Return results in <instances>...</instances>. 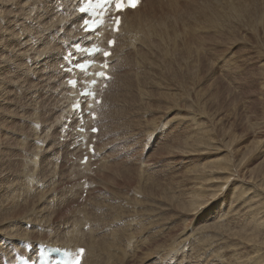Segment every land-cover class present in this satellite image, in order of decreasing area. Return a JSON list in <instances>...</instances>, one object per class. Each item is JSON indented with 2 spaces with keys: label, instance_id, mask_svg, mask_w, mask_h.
<instances>
[{
  "label": "rangeland",
  "instance_id": "rangeland-1",
  "mask_svg": "<svg viewBox=\"0 0 264 264\" xmlns=\"http://www.w3.org/2000/svg\"><path fill=\"white\" fill-rule=\"evenodd\" d=\"M208 1L211 5L207 4ZM21 2L23 11L20 15L21 9L15 5L16 0L13 3L10 0H0V11L3 9L4 14L0 12V108L3 109H0V217L3 218H0V241L7 237L14 241L16 236L29 237L20 244L21 248L26 244L33 246L39 243L33 239L60 241L70 236L68 230L71 229L74 218L82 219L87 216L94 228L95 237L91 259L96 258L98 264H264V109L261 108H264V0H159L158 4L163 7L160 8L162 13L158 12L151 21H147L154 25L153 28L156 26L154 29L157 32L167 30L168 35L164 33L166 40L163 41H166V45L157 40V34L146 40L141 38L147 22H143L145 17L142 15L143 33L136 32V37L139 36L140 39L135 38L127 49L122 43L119 53L125 51V54H120V57L116 55L113 62L114 80H119L113 81L110 92L116 102L109 100L105 112L113 115L114 119H109V116L103 118L105 132L98 144L97 133L94 135L95 147L97 150L100 148L101 153L94 155L95 159L90 168L84 169L74 165L75 161L68 157L69 141H66L65 137L61 140L54 130L59 108L66 103L60 101L57 95L60 88H57L56 92L50 81L52 69L49 58H38L36 51H40L41 46L37 47L38 43L33 44L40 29L39 16L36 7L28 8L36 5L38 0ZM198 5L202 9L207 7L206 14L213 15L214 18L210 19L214 22H209L206 17L202 20ZM186 8L190 14L186 12ZM193 14L194 17L191 16ZM215 14L218 16H214ZM21 16L26 23L24 26L19 18ZM161 23L166 24L167 28ZM184 25L189 26L190 30H187V26V29H184ZM199 25L200 28L196 27ZM203 28L204 30L200 31ZM208 30H211V33ZM172 33L175 37H172ZM166 36H169L170 41ZM223 36L225 39L222 40ZM147 39H150V44L153 42L152 46ZM57 43L63 45L62 48H56V51L62 54L64 41L59 39ZM158 43L164 48L160 49ZM136 44L137 50H134ZM150 47L152 52L155 51V58H152ZM156 47L162 51L166 49L161 51L165 54L164 57L159 54V50H154ZM128 49L130 51L126 52ZM145 50L151 54H147ZM174 51L177 55H172ZM2 54H5L6 60ZM145 54L150 59L146 58ZM133 55H136V59L139 57V60H133ZM122 60H125L127 65L125 62L123 64ZM60 69L65 71L61 66ZM185 79L187 80L184 81ZM105 88L107 87L101 89L102 94L105 93ZM210 92L213 95L210 96ZM200 93L205 94H201L203 101L201 96L199 97ZM204 98L205 101L210 99L206 101V105H203ZM110 127L113 130L111 135L106 132ZM58 144H61L60 148L57 147ZM4 146L7 149L3 148ZM168 152L170 154L167 155ZM7 194H11V202L6 198ZM158 203H161L163 208ZM117 205L120 206L119 211H116ZM113 206L115 207L112 208ZM17 207L19 209L16 210ZM110 216L113 219H110ZM117 217H120V221ZM118 225L121 233H116L115 228ZM150 235L154 236V239ZM109 244L113 248L108 246ZM18 251L21 253L22 250ZM13 253L11 252L9 257L15 258Z\"/></svg>",
  "mask_w": 264,
  "mask_h": 264
},
{
  "label": "bare ground",
  "instance_id": "bare-ground-1",
  "mask_svg": "<svg viewBox=\"0 0 264 264\" xmlns=\"http://www.w3.org/2000/svg\"><path fill=\"white\" fill-rule=\"evenodd\" d=\"M7 1V0H6ZM26 1V0H25ZM10 2H15V0H13V1H11L10 0ZM28 2V1H27ZM158 2H159V0H140L139 1V3L136 5V7H134V8H126V9H124L123 11H119L118 12V18H119V20H120V23H119V27H118V31L117 30H112V31H110V32H107L106 30H105V27H101L100 29H96L95 31L96 32H98V33H100V37H94V33H92V32H85V31H83V28H84V25H82V22H83V20L84 19H87V20H89V19H91V17L89 16V15H86V14H83V13H80L79 11H78V7L81 5V1L80 0H38V3L36 4V5H34V6H32V7H30V8H28V9H31V8H33V7H36L37 8V11H38V16H39V33H38V36H37V38L36 39H34L33 40V44H36V43H38V45H37V47L38 46H41V48H40V51L39 50H37L36 51V53H37V57L38 58H40V59H43V58H49V65H51V69H52V77H51V82L53 83V86H54V90L57 92V88H60V92H57L58 94V96H59V98H60V101H62V102H65L66 104H65V106H62V107H60L59 108V115H58V118H57V122H56V124H55V128H54V130H55V132H57V134H58V137H67L68 136V134L70 133L69 132V126H70V124L67 122L68 120L69 121H71V122H75L76 121V119H77V117H84L87 121H88V123H89V125H88V129L89 128H91L92 126H96V128H97V144H98V142L100 141V139H101V136L104 134V132H105V128H104V126L102 125V120H103V118H105V117H107V116H109L110 118L109 119H114L113 118V115H111V114H107L106 112H105V109H106V103L109 101V100H112L114 103L116 102V100H115V98L113 97V95H111V92H110V86H111V84L113 83V81H117V79H115L114 80V78H115V76H114V64H113V62L115 61V59H116V55L117 56H119L120 57V54L121 53H119V51H120V48H121V44L123 43V47H127V46H129L132 42H134V40H135V38H138V37H136V32H139V33H143V29H144V26L142 25V21H141V16L143 15L144 17H145V19L143 20V22L144 21H147V20H150L151 21V19H152V17L153 16H155L158 12H161L162 13V9H160V8H163V7H161L159 4H158ZM191 2V1H190ZM200 2V1H199ZM210 1H208L207 2V4L209 3ZM11 3V4H12ZM22 3L23 2H21V0H16V3H15V5H17V8H20L21 9V11L19 12L20 13V15H21V13H22V7H23V5H22ZM26 3V2H25ZM189 2H187V4H188ZM197 3V2H196ZM8 4V3H7ZM205 2L203 3V7H205ZM210 4V3H209ZM27 5V4H26ZM25 5V6H26ZM211 5V4H210ZM1 6V5H0ZM3 6V5H2ZM199 6V5H198ZM202 6V5H201ZM208 6V5H207ZM14 7V6H13ZM194 7H195V4H194ZM200 7V6H199ZM199 7H197L196 9L199 11ZM11 8H12V6H11ZM188 8V7H187ZM186 8V9H187ZM207 8V7H206ZM205 8V9H206ZM27 9V10H28ZM143 9V10H142ZM200 14L199 15H201L202 16V20L206 17L207 18V20H209V22L210 21H212V22H214V20H212V19H210V18H212L213 17V15L212 16H210L209 14H206V10L203 8H201L200 7ZM210 9V8H209ZM209 9H208V11H209ZM213 9V8H212ZM211 9V10H212ZM0 10H1V7H0ZM17 10V9H16ZM191 10V9H190ZM210 10V11H211ZM2 11H3V9H2ZM2 11H0L1 12V14H3L2 13ZM7 11V10H6ZM10 11H12V10H10ZM13 11H15V9L13 10ZM193 11V10H192ZM214 11V10H213ZM186 12H188L189 13V11H188V9H187V11ZM185 12V13H186ZM194 12V11H193ZM215 12V11H214ZM10 13V12H9ZM15 13V12H14ZM19 13H18V15H19ZM140 13H142V14H140ZM199 12H197V14H198ZM216 13H217V11H216ZM0 14V15H1ZM98 15L97 16H100L99 15V12L97 13ZM190 14V13H189ZM195 14H196V12H195ZM218 14V13H217ZM248 14V13H247ZM4 15V14H3ZM12 15V14H11ZM220 16H222L221 14H219ZM187 16H189V17H194V14L193 15H187ZM214 16H218V15H214ZM204 17V18H203ZM20 18V20H21V22L23 23V26L24 25H26V23L24 22V20H23V18H22V16L21 17H19ZM185 18H186V16H185ZM188 18V17H187ZM195 18H196V16H195ZM214 18V17H213ZM223 18V17H222ZM221 18V19H222ZM251 18V17H250ZM189 19V18H188ZM198 19H199V17H198ZM216 20H218V19H220L219 17H218V19L217 18H215ZM225 18H223V20H224ZM1 20H2V18H1ZM184 20V19H183ZM191 19H189V21H190ZM197 20V19H196ZM206 20V21H207ZM236 20V19H235ZM150 21H147L146 22V24H145V26H146V28H145V33L144 34H146V35H144V34H142V37L141 38H145V40H146V38H148V37H151L153 34H157V36L156 35H154V36H156L157 37V40L159 39L161 42H162V44L164 45H166V41L163 43V41H164V39L166 40V38H164V36L167 34L168 35V32H166L165 30V32H166V34L164 35V33L165 32H163L162 30H160L159 32H157V30H155L154 28L156 27H154L153 28V26L151 25V22ZM158 21V20H157ZM157 21H156V23H157ZM185 21H186V19H185ZM188 21V20H187ZM188 21V22H189ZM248 21V23H249V20H247ZM1 22V21H0ZM160 21H158V23H159ZM183 22V21H182ZM194 22H195V20H194ZM217 22V21H216ZM216 22H215V24H216ZM219 22V21H218ZM223 22H226V21H223ZM228 22V21H227ZM254 22V21H253ZM3 23V22H2ZM6 23V22H5ZM21 23V24H22ZM157 23V24H158ZM189 23H191V22H189ZM239 23V22H238ZM238 23H237V25H238ZM245 23H246V21H245ZM251 23H252V21H251ZM155 24V23H154ZM162 24V23H161ZM211 23H209V25H210ZM212 24H214V23H212ZM211 24V25H212ZM226 24V23H225ZM236 24V23H235ZM8 25V24H7ZM11 25V24H10ZM190 25V24H189ZM227 25V24H226ZM239 25H241V24H239ZM254 25L255 24H253L252 26L254 27ZM55 26H57V28L55 27ZM159 26V25H158ZM162 26H164V28H167V27H165L166 26V24H162ZM185 26H187V25H184V29H187L189 26H187V28L185 27ZM204 26V25H203ZM202 26V27H203ZM215 26V25H214ZM221 26V25H220ZM236 26V25H235ZM251 26V27H252ZM1 27H3V26H1ZM17 27V26H16ZM196 27H199L200 28V25L199 26H196ZM238 27V26H237ZM5 28V27H4ZM116 28H117V26H116ZM115 28V29H116ZM159 28H162V27H159ZM191 28H193V27H191ZM199 28H198V30H199ZM211 28H213L212 26H211ZM215 28V27H214ZM227 28V27H226ZM3 29V28H2ZM163 29V28H162ZM172 29V28H171ZM197 28H195V30H196ZM221 29V28H220ZM233 29H236V28H233ZM15 30V29H14ZM22 30V29H21ZM188 31L190 30V27H189V29H187ZM203 31L204 30V28L203 29H200V31ZM218 31H219V29H217ZM240 30V29H239ZM1 31V30H0ZM209 31V30H208ZM211 31V30H210ZM209 31V32H210ZM227 31H229V30H227ZM233 31H235V30H233ZM238 31V30H237ZM17 32H19V31H17ZM154 32H157V33H154ZM173 32L175 33V31H174V29H173ZM198 32V31H197ZM187 33L188 32H186V37L188 36L187 35ZM200 33V32H199ZM211 33V32H210ZM225 32H223V34H224ZM229 33V32H228ZM5 34V33H4ZM8 34V33H7ZM173 34V33H172ZM172 34H171V36H172ZM205 34V33H204ZM207 34V33H206ZM16 35V34H15ZM174 35V34H173ZM185 35V34H184ZM226 35V34H225ZM228 35V34H227ZM14 36V35H13ZM19 36V35H18ZM167 37V39H168V37L169 36H166ZM172 37H175V35L174 36H172ZM214 37V36H213ZM3 38H4V36H3ZM109 38H113V41H114V44L113 45H109V43H108V40H109ZM143 38V39H144ZM151 38H153V37H151ZM155 38V37H154ZM208 38H210V37H208ZM59 39H62L63 41H64V43L63 44H65V46H64V49H63V52H62V54H59L57 51H56V48L58 49V48H62L63 47V45L62 44H59L58 45V40ZM138 39H140V37L138 38ZM171 39V38H170ZM175 39V38H174ZM212 39V38H211ZM217 39V38H216ZM220 39V38H219ZM218 39V40H219ZM222 40L223 39H225L224 38V36H223V38H221ZM228 39V38H227ZM144 40V41H145ZM148 41L147 42H149L150 41V39H147ZM152 40L153 39H151V42H152ZM155 40V39H154ZM169 40V39H168ZM176 40V39H175ZM5 41V40H4ZM84 41H87L88 43H86V44H84L83 42ZM138 41H140V40H138ZM141 41H142V39H141ZM170 41V40H169ZM146 42V43H147ZM155 42H158V41H155ZM154 42V43H155ZM160 42V43H161ZM176 42V41H175ZM222 42V41H221ZM221 42H219V43H221ZM15 43V42H14ZM79 44V45H81V46H89L90 44H94V45H97V46H99L100 47V49H101V51L100 52H97V53H95L94 55H91V56H86V54H85V52L84 51H79V49H77L76 47H75V45L76 44ZM153 43V42H152ZM151 43V44H152ZM168 43V42H167ZM178 43V42H177ZM223 43H224V41H223ZM149 44H150V42H149ZM150 44V45H151ZM162 44H160V46H159V43L157 44V46H159L160 47V49H161V47L163 46ZM172 45H174L173 43H171ZM132 45V44H131ZM133 45H134V43H133ZM138 44H136L135 45V47L134 48H136V46H137ZM148 45V44H147ZM178 45V44H177ZM226 45V44H225ZM20 46V45H19ZM152 46V45H151ZM154 47H155V45H153ZM169 45H167V47H168ZM171 46V45H170ZM186 46V45H185ZM9 47V46H8ZM132 47V46H131ZM140 47V46H139ZM158 47V48H159ZM166 47V46H165ZM181 47H182V44H181ZM142 47H140V49H141ZM151 49H152V47H150ZM164 47H162V49H163ZM170 48V47H169ZM172 48H173V46H172ZM201 48V47H200ZM9 49V48H8ZM7 49V50H8ZM127 49V48H126ZM143 49V48H142ZM141 49V50H142ZM149 49V48H148ZM147 49V50H148ZM151 49H149V51L151 50ZM168 49V48H167ZM173 49H175V50H177L176 48H173ZM13 50V49H12ZM107 50H109L110 52H111V55L109 56V57H105L104 55H103V52L104 51H107ZM123 50V49H122ZM132 50V49H131ZM134 50H137V48L136 49H134ZM154 50H157V52H158V50L159 49H157V47L154 49ZM164 50H166V49H164ZM164 50L162 51V50H159V54L161 53L162 54V56H163V54L164 53H162V52H164ZM169 50V49H168ZM9 51H10V49H9ZM15 51V50H14ZM20 51V50H19ZM130 50L128 49V51H126V52H129ZM140 51V50H139ZM139 51H138V53H139ZM144 51V50H143ZM149 51H147L146 52V50H145V52L148 54V52ZM153 51V49L151 50V53H152V55H153V53L155 52H152ZM162 51V52H161ZM171 51L173 52V50L171 49ZM170 51V52H171ZM180 51V50H179ZM122 52H124V53H122V54H125V51H122ZM136 52V51H135ZM177 52V51H176ZM9 53V52H8ZM133 53V52H132ZM143 53V52H142ZM150 52H149V54H151ZM1 54V53H0ZM121 54V55H122ZM129 54V53H128ZM134 54V53H133ZM137 54V53H136ZM160 54V55H161ZM170 54V53H169ZM3 55V54H2ZM1 55V56H2ZM5 55V54H4ZM3 55V56H4ZM138 55V54H137ZM141 55V54H140ZM146 55V54H145ZM156 55H158L157 53H156ZM171 55V54H170ZM172 55H177V53L175 54V51H174V54H172ZM171 55V56H172ZM125 56V55H124ZM130 56V55H129ZM136 56V55H135ZM135 56L133 55V60H134V58H135ZM139 56V55H138ZM143 56V60H145L146 58H148L147 56L148 55H146V58L144 57V55H142ZM151 56V55H150ZM149 56V57H150ZM164 56H165V54H164ZM163 56V57H164ZM169 56V55H168ZM206 56V55H205ZM5 57V56H4ZM8 57V56H7ZM125 57H127V55L125 56ZM125 57L123 58V59H125ZM161 58V56H158V58ZM163 57H162V60H163ZM190 57V56H189ZM202 57V56H201ZM9 58H10V55H9ZM14 58H15V56H14ZM74 58H76L75 60H74ZM118 58V57H117ZM129 58V57H128ZM127 58V59H128ZM141 58V57H140ZM145 58V59H144ZM152 58H155V55H153L152 56ZM157 58V60L159 61V59ZM182 58H183V55H182ZM185 58V57H184ZM13 59V58H12ZM126 59V60H127ZM136 59V58H135ZM137 59L139 60V57H137ZM136 59V60H137ZM148 59H150V58H148ZM147 59V60H148ZM169 59H170V56H169ZM174 59H176V58H174ZM206 59H207V57H206ZM4 60V59H3ZM5 60H6V57H5ZM84 60H93L94 61V64L92 65V67H91V69H90V71L92 72V75H89L88 76V80H87V82L91 79V78H95L96 79V84L92 87V90L94 91V96L93 97H90V96H86V97H83V96H80L79 95V92H80V90L81 89H83L84 87H85V81H84V78H83V75L81 74V72L79 71V69H75V68H71V64H75L76 62H82V61H84ZM132 60V62H134V63H139L138 61L137 62H135V61H133ZM155 60V59H154ZM161 60V59H160ZM165 60H167L166 58H165ZM185 60V62H186V59H184ZM199 60H200V58H199ZM208 60V59H207ZM11 61V60H10ZM164 61V60H163ZM162 61V62H163ZM170 61V60H169ZM168 61V62H169ZM120 62V61H119ZM121 62H123V60L121 61ZM121 62H120V64H121ZM124 62H125V60H124ZM124 62H123V64H124ZM147 62V61H146ZM151 62V61H150ZM150 62H148V63H150ZM152 62H155V61H153L152 60ZM161 62V63H162ZM165 62V61H164ZM175 62H177L176 60H175ZM192 62V61H191ZM190 62V63H191ZM118 63V62H117ZM143 63V62H142ZM159 63V62H158ZM166 63V62H165ZM170 63V62H169ZM193 63V62H192ZM191 63V64H192ZM100 64H103V65H100ZM105 64H107V67H104V65ZM125 64H126V62H125ZM130 64V63H129ZM164 64V63H163ZM182 64V63H181ZM186 64H188V62H186ZM117 66H118V68H119V63L118 64H116ZM127 65V64H126ZM141 65V64H140ZM143 65V64H142ZM150 65V64H149ZM156 65V64H155ZM159 65V64H158ZM157 65V66H158ZM162 64H160V66H161ZM172 65V64H171ZM178 65V64H177ZM180 65V64H179ZM60 66L61 67H65V68H69V69H73L72 71H69V70H66V72L65 71H62L61 69H60ZM121 66V68H122V64L120 65ZM133 66H134V64H133ZM135 66H137V65H135ZM174 66V65H173ZM53 67V68H52ZM124 67V66H123ZM137 67H139V65L137 66ZM137 67H135L136 69H137ZM143 67V66H142ZM147 67V66H146ZM154 67V66H153ZM159 67V66H158ZM157 67V68H158ZM168 67V66H167ZM200 67H202L201 65H200ZM117 68V67H116ZM117 68V69H118ZM149 68H150V66H149ZM148 68V69H149ZM154 68H156V67H154ZM160 68V67H159ZM169 68V67H168ZM174 68V67H173ZM129 69H131V68H129ZM140 69V68H139ZM202 69V68H201ZM254 69V68H253ZM97 70H102V72H104L106 75H105V77H98V78H96L95 76H94V73H95V71H97ZM119 70V69H118ZM118 70H116L117 72H118ZM124 70V69H123ZM143 70H144V68H143ZM147 70V69H146ZM150 70V69H149ZM154 70H156V69H154ZM153 70V72H155ZM165 70V69H164ZM171 70V69H170ZM169 70V71H170ZM181 70V69H180ZM233 70V69H232ZM120 71V70H119ZM131 71V70H130ZM151 71V70H150ZM199 71V70H198ZM123 72V71H122ZM133 72V71H132ZM141 72V71H140ZM145 72H148V71H145ZM161 72V71H160ZM164 72V71H163ZM166 72V71H165ZM181 72V71H180ZM9 73V72H8ZM119 73V72H118ZM117 73V74H118ZM134 73V72H133ZM132 73V74H133ZM136 73V72H135ZM151 73V72H150ZM150 73H148V74H150ZM157 73V72H156ZM194 73V72H193ZM196 73H198V72H196ZM7 74V73H6ZM10 74V73H9ZM15 74V73H14ZM132 74H130V76L132 75ZM189 74V73H188ZM8 75V74H7ZM119 75V74H118ZM134 75V74H133ZM140 75H141V73H140ZM139 75V76H140ZM169 75V74H168ZM172 75V74H171ZM254 75V74H253ZM9 76V75H8ZM129 76V77H130ZM190 76V75H189ZM194 76V75H193ZM256 76V75H255ZM119 77V76H118ZM128 77V76H127ZM150 77V76H149ZM152 77V76H151ZM173 77H174V75H173ZM173 77H171V79L173 78ZM199 78V77H198ZM68 79H75L76 81H77V83H76V86L75 87H73L72 85H68L67 84V80ZM143 79H144V77H143ZM146 79H150V78H146ZM168 79V78H167ZM180 79V78H179ZM54 80L57 82H54ZM119 80V79H118ZM142 80V79H141ZM147 80V81H148ZM181 80V79H180ZM187 79H185L184 81H186ZM200 80V79H199ZM199 80H197V81H199ZM6 81V80H5ZM9 81V80H8ZM7 81V82H8ZM125 81V80H124ZM130 81V80H129ZM175 81V80H174ZM178 81V80H177ZM193 81V80H192ZM191 81V82H192ZM197 81H195V82H197ZM50 82V84L52 85V83ZM190 82V81H189ZM188 82V83H189ZM195 82H193V84H195ZM4 83V82H3ZM128 85H130L129 83H127ZM173 84V83H172ZM199 84V83H198ZM176 85V84H175ZM196 85H197V83H196ZM1 86V85H0ZM12 87V86H11ZM103 87H107V88H105L104 89V91H105V93H103L102 94V92H101V89L103 88ZM118 87V86H117ZM175 87V86H174ZM181 87V86H180ZM255 87V86H254ZM165 88H166V85H165ZM182 88V87H181ZM185 88V87H184ZM183 88V89H184ZM244 88V87H243ZM259 88H260V85H259ZM258 88V89H259ZM263 88V87H262ZM167 89V88H166ZM169 89H171V88H169ZM185 89H187V88H185ZM184 89V90H185ZM205 89V88H204ZM13 90V89H12ZM208 90V89H207ZM119 91V90H118ZM167 91V90H166ZM169 91V90H168ZM171 91H173V90H171ZM183 91V90H182ZM181 91V92H182ZM199 91V90H198ZM206 91V90H205ZM209 91V90H208ZM201 92H203V91H201ZM262 92V91H261ZM169 93V92H168ZM183 93V92H182ZM187 93V92H186ZM198 93V92H197ZM205 94H207L206 92H204ZM204 93H200V95H199V97L201 96V94H204ZM7 94V93H6ZM119 94V93H118ZM171 94V93H170ZM204 94V95H205ZM208 94H209V92H208ZM248 94H250V93H248ZM262 94V93H261ZM167 95V94H166ZM211 95H213V94H211V92H210V96ZM3 96H5V95H3ZM2 96V97H3ZM172 96V95H171ZM259 96V95H258ZM1 97V96H0ZM70 97V98H69ZM162 97V96H161ZM203 97V95L201 96V98ZM208 97H209V95H208ZM215 97V96H214ZM261 97V96H260ZM263 97V96H262ZM163 98H165V97H163ZM169 98V97H168ZM196 98H197V96H196ZM210 98V97H209ZM212 99H214L213 97H211ZM254 98V97H253ZM7 99V98H6ZM160 99V98H159ZM208 99V98H207ZM206 99V101H210V99H208L207 100ZM211 99V100H212ZM244 99V98H243ZM262 99V98H261ZM99 100H100V103H99ZM165 100V99H164ZM198 100H199V98H198ZM169 101V100H168ZM202 101H203V98H202ZM206 101H205V98H204V102H205V104H203V105H206ZM234 101V100H233ZM263 101V100H262ZM78 103L79 104V107H77L76 109H74V108H72V104H75V103ZM118 102V101H117ZM198 102V101H197ZM252 102V101H251ZM111 103V102H110ZM113 103V104H114ZM256 103V102H255ZM3 104V103H2ZM215 104V103H214ZM253 104H254V102H253ZM241 105V104H240ZM257 105L258 104H256V107H257ZM261 105H263V104H260V106ZM198 106V105H197ZM253 106V105H252ZM4 107H5V105H4ZM172 107H174V106H172ZM204 107V106H203ZM255 107V108H256ZM3 108V107H2ZM113 108V107H112ZM182 108V107H181ZM262 109H264L263 107H261ZM1 109V108H0ZM208 109V108H207ZM259 109V108H258ZM1 110H3V109H1ZM75 110V111H74ZM107 110H108V108H107ZM113 110V109H112ZM117 110V109H116ZM169 110H171V109H169ZM203 110V109H202ZM247 110V109H246ZM251 110V109H250ZM260 110V109H259ZM258 110V111H259ZM118 111V110H117ZM158 111V110H157ZM126 112V111H125ZM252 112H253V110H252ZM10 113H11V110H10ZM109 113H110V111H109ZM119 113H121L120 111H119ZM254 113V112H253ZM255 113H257V112H255ZM206 114V113H205ZM247 114V113H246ZM249 114H250V112H249ZM259 114V113H258ZM263 114H264V112H263ZM255 115V114H254ZM260 115V114H259ZM5 116V115H4ZM12 116V115H11ZM115 116V115H114ZM118 116V115H117ZM177 116V115H176ZM247 116V115H246ZM262 116V115H261ZM264 116V115H263ZM262 116V117H263ZM6 117V116H5ZM119 117H120V115H119ZM118 117V118H119ZM252 117V116H251ZM255 117V116H254ZM124 118V117H123ZM184 118V117H183ZM210 118H212V117H210ZM219 118H221V117H219ZM223 118V117H222ZM250 118V117H249ZM1 119V118H0ZM173 119V118H172ZM254 119V118H253ZM124 120H126V119H124ZM221 120H223V119H221ZM257 120V119H256ZM96 121H97V125H96ZM120 121V120H119ZM70 122V123H71ZM127 122V121H126ZM192 122V121H191ZM206 122V121H205ZM5 123V122H4ZM107 123H108V121H107ZM124 123V122H123ZM194 123V122H193ZM126 124H128V122L126 123ZM202 124V123H201ZM207 124V123H206ZM213 124V123H212ZM124 126V125H123ZM127 126V125H126ZM133 128V127H132ZM124 129V128H123ZM127 129V128H126ZM198 129V128H197ZM129 130V129H128ZM200 130V129H199ZM229 130V129H228ZM134 131H136V130H134ZM133 131V132H134ZM230 131H232V130H230ZM52 132V129L50 130V133ZM106 132H107V134H109V135H111L112 133H113V130H112V128L110 127L108 130H106ZM195 133V132H194ZM213 133V132H212ZM208 134V133H207ZM206 134V135H207ZM87 135H89V134H87ZM92 136H93V134H91ZM123 135V134H122ZM133 135V134H132ZM210 135V134H209ZM229 135V134H228ZM232 135V134H231ZM131 136V135H130ZM202 137V136H201ZM188 138V137H187ZM186 138V139H187ZM193 139V138H192ZM198 139V138H197ZM230 139V138H229ZM136 141V140H135ZM173 141V140H172ZM231 141V140H230ZM171 142V141H170ZM231 142H233V141H231ZM175 143V142H174ZM131 144H133L134 145V143H131ZM182 144V143H181ZM59 145H61V144H58L57 145V147H59L60 148V146ZM64 145V144H63ZM69 145H70V143L68 144V149H69ZM71 145H72V142H71ZM161 145H164V144H161ZM166 145V144H165ZM164 145V146H165ZM178 145V144H177ZM176 145V146H177ZM5 146H6V144H5ZM5 146L3 147V148H5ZM169 146V145H168ZM94 147V146H93ZM131 147H133V146H131ZM163 147V146H162ZM165 148V147H164ZM176 148V147H175ZM178 148V147H177ZM5 149H7V148H5ZM4 149V150H5ZM9 149H11V148H9ZM98 148H96V147H94L93 148V150H94V152H93V155H95V156H98V155H100V153H101V151H99L100 150V148H99V150H97ZM238 149V148H237ZM12 150V149H11ZM11 150H9V152L11 151ZM76 148H74V149H72L71 151L69 150V152L68 153H72V154H75L76 153ZM221 150V149H220ZM195 151V150H194ZM218 151V150H217ZM232 151V150H231ZM14 152V151H13ZM16 152V151H15ZM193 152V151H192ZM197 152V151H196ZM195 152V153H196ZM206 152V151H205ZM209 152V151H208ZM212 152V151H211ZM233 152V151H232ZM2 153H3V151H2ZM12 153V152H11ZM179 153V152H178ZM167 155L168 154H170L169 152L168 153H166ZM224 154V153H223ZM234 154V153H233ZM236 154H237V152H236ZM167 155H165V156H167ZM225 155V154H224ZM227 155V154H226ZM228 155H229V153H228ZM10 156V155H9ZM152 156V155H151ZM202 156V155H201ZM229 157V156H228ZM144 158V157H143ZM153 158H155V156L153 157ZM230 158H231V156H230ZM228 159V158H227ZM11 160V159H10ZM100 160H102V157H101V159ZM144 160H146V159H144ZM144 160H143V162H144ZM205 160V159H204ZM204 160H203V162H204ZM8 161V160H7ZM141 161V160H140ZM140 161H139V164L141 165L142 163H140ZM213 161V160H212ZM211 161V162H212ZM214 161H215V159H214ZM169 162V161H168ZM206 163L208 162V161H205ZM215 162H217V160L215 161ZM220 162V161H219ZM225 162V161H224ZM151 163V162H150ZM165 163V162H164ZM206 163H205V165H206ZM91 164L92 163H88L84 168H90V166H91ZM116 164V163H115ZM139 164H137V165H139ZM159 164V163H158ZM171 164V163H170ZM196 164V163H195ZM199 164V163H198ZM233 164V163H232ZM74 165H76V167H79V164L78 163H76V164H74ZM112 165V164H111ZM197 165V164H196ZM208 165H210L209 163H208ZM207 165V166H208ZM216 165V164H215ZM218 165V164H217ZM223 165V164H222ZM226 165V164H225ZM155 166V165H154ZM206 166V167H207ZM231 166V165H230ZM141 167V166H140ZM140 167H138V169L140 168ZM162 167V166H161ZM165 167V166H164ZM202 167V166H201ZM215 167V166H214ZM218 167V166H217ZM225 167H227V166H225ZM189 168V167H188ZM188 168H185V170L186 169H188ZM199 168H200V166H199ZM127 169V168H126ZM131 169V168H130ZM137 169V168H136ZM195 169H196V167H195ZM209 169H210V167H209ZM208 169V170H209ZM217 169V168H216ZM225 169V168H224ZM123 170V169H122ZM163 170V169H162ZM161 170V171H162ZM208 170H207V172H208ZM219 170V169H218ZM229 170V169H228ZM13 171V170H12ZM144 171H145V169H144ZM147 171V170H146ZM183 171V170H182ZM196 171V170H195ZM203 171V170H202ZM105 172V171H104ZM110 172V171H109ZM200 172V171H199ZM206 172V171H205ZM131 173V172H130ZM148 173V172H147ZM153 173V172H152ZM192 173V172H191ZM195 173V172H194ZM193 173V174H194ZM198 173V172H197ZM119 174V173H118ZM188 174V173H187ZM190 174V173H189ZM209 174V173H208ZM110 175V174H109ZM134 175V174H133ZM137 175H140V174H137ZM145 175H147V174H145ZM151 175V174H150ZM153 175V174H152ZM192 175V174H191ZM195 175V174H194ZM211 175V174H210ZM225 175H226V173H225ZM142 176H143V174H142ZM186 176V175H185ZM200 176V175H199ZM139 177V176H138ZM145 177V180H146V176H144ZM148 177V176H147ZM151 177V176H150ZM154 177H155V175H154ZM183 177V176H182ZM181 177V178H182ZM188 177H191V176H188ZM202 177V176H201ZM201 177H198V178H201ZM211 177H213V176H211ZM225 177V176H224ZM114 178V177H113ZM192 178V177H191ZM194 178H196L195 176H194ZM205 178V177H204ZM204 178H201V179H204ZM206 178H207V176H206ZM214 178V177H213ZM223 178V177H222ZM227 178V177H226ZM10 179V178H9ZM187 179H189V178H187ZM210 179V178H209ZM209 179H208V183H209ZM215 179V178H214ZM10 180H13V179H10ZM100 180H101V178H100ZM119 180V179H118ZM154 180V179H153ZM152 180V181H153ZM160 179H158V181H159ZM164 180V179H163ZM180 180V179H179ZM195 180V179H194ZM200 180V179H199ZM116 181V180H115ZM162 181V180H161ZM170 181H171V179H170ZM169 181V182H170ZM191 181V180H190ZM201 181V180H200ZM203 181H205V180H203ZM118 182V181H117ZM149 182V181H148ZM165 182V181H164ZM202 182V181H201ZM97 183V182H96ZM99 183V182H98ZM140 183H142V182H140ZM147 183V182H146ZM163 183V182H162ZM189 183V182H188ZM192 183V182H191ZM14 184V183H13ZM112 184V183H111ZM117 184H119V182L117 183ZM116 184V185H117ZM143 184V183H142ZM149 184H151V183H149ZM169 184V183H168ZM193 184V183H192ZM195 184V183H194ZM9 185V184H8ZM15 185V184H14ZM101 185V184H100ZM141 185V184H140ZM144 185H145V182H144ZM143 185V186H144ZM147 185V184H146ZM157 185V184H156ZM197 185V184H196ZM204 186H206L205 184H203ZM97 186V185H96ZM142 186V185H141ZM148 186V185H147ZM190 186V185H189ZM198 186H201V185H198ZM242 186V185H241ZM9 187H10V185H9ZM14 187V186H13ZM102 187H103V185H102ZM114 187V186H113ZM116 187V186H115ZM149 187V186H148ZM152 187V186H151ZM156 187V186H155ZM158 187H160V186H158ZM173 187H174V185H173ZM192 187V186H191ZM194 187V186H193ZM112 188V187H111ZM134 188V187H133ZM136 188V187H135ZM182 188V187H181ZM201 188V187H200ZM199 188V189H200ZM116 189V188H115ZM141 189H142V187H141ZM140 189V190H141ZM144 189V188H143ZM147 189V188H146ZM160 189V188H159ZM185 189V188H184ZM190 189V188H189ZM209 189V188H208ZM211 189V188H210ZM212 189H213V187H212ZM10 190V189H9ZM106 190V189H105ZM134 190V189H133ZM145 190V189H144ZM148 190V189H147ZM164 190V189H163ZM166 190V189H165ZM192 190V189H191ZM193 190H195V189H193ZM192 190V191H193ZM198 190V189H197ZM204 190V189H203ZM241 190H242V188H241ZM107 191V190H106ZM112 191H115V190H112ZM121 191V190H120ZM137 191H139V190H137ZM142 191V190H141ZM155 191V190H154ZM159 191V190H158ZM161 191V190H160ZM211 191V190H210ZM150 192V191H149ZM152 192V191H151ZM157 192V191H156ZM178 192V191H177ZM200 192V191H199ZM108 193V192H107ZM116 193V192H115ZM131 193H132V191H131ZM138 193V192H137ZM142 193H143V191H142ZM165 193V192H164ZM170 193V192H169ZM181 193V192H180ZM186 193V192H185ZM208 193V192H207ZM212 193V192H211ZM210 193V194H211ZM106 194V193H105ZM153 194V193H152ZM156 194V193H155ZM172 194V193H171ZM188 194H189V192H188ZM194 194V193H193ZM197 194H199V193H197ZM213 194V193H212ZM211 194V195H212ZM8 195V197H6V198H8V201H9V196L11 195H9V194H7ZM116 195V194H115ZM174 195V194H173ZM177 195V194H176ZM200 195V194H199ZM202 195V194H201ZM208 195V194H207ZM171 196V195H170ZM191 196V195H190ZM198 196V195H197ZM206 196V195H205ZM215 196V195H214ZM240 196V195H239ZM12 197V196H11ZM13 197H14V195H13ZM153 197V196H152ZM201 197V196H200ZM199 197V198H200ZM207 197V196H206ZM209 197V196H208ZM2 198V197H1ZM156 198H158V197H156ZM196 198V197H195ZM194 198V199H195ZM198 198V197H197ZM198 198V199H199ZM3 199H4V197H3ZM114 199V198H113ZM118 198H116V200H117ZM174 199V198H173ZM190 199H191V197H190ZM202 199H203V196H202ZM202 199H200V200H202ZM209 199V198H208ZM6 200V199H5ZM4 200V201H5ZM11 200V199H10ZM119 200V199H118ZM130 200H131V198H130ZM169 200V199H168ZM205 200H207V198L205 199ZM8 201H5V202H8ZM120 202H121V200H119ZM124 201H126V200H124ZM123 201V202H124ZM154 201V200H153ZM162 201V200H161ZM177 201H178V199H177ZM9 202H11V201H9ZM12 202H14V203H17V202H15V201H12ZM40 202V201H39ZM39 202H37L38 203V205H39ZM158 202V201H157ZM164 202V201H163ZM168 202V201H167ZM170 202V201H169ZM189 202V201H188ZM191 202H193V201H191ZM196 202V201H195ZM206 202V201H205ZM108 203V202H107ZM106 203V204H107ZM125 203H127V202H125ZM137 203V202H136ZM172 203V202H171ZM245 203H246V201H245ZM1 204V203H0ZM18 204V203H17ZM103 204H105V203H103ZM111 204H113V203H111ZM139 204V203H138ZM137 204V205H138ZM150 204V203H149ZM159 204V203H158ZM161 204V203H160ZM159 204V205H160ZM12 205H13V203H12ZM24 205V204H23ZM151 205V204H150ZM173 205V204H172ZM171 205V206H172ZM19 206V205H18ZM103 206V205H102ZM118 206L119 205H117V207H116V211H119L120 209V206H119V208H118ZM161 206V205H160ZM164 206H166V205H164ZM170 206V207H171ZM179 206V205H178ZM201 206V205H200ZM15 207L16 206H14V209H15ZM115 206H113L112 208H114ZM131 207V206H130ZM162 207V206H161ZM227 207V206H226ZM33 208V207H32ZM103 208H104V206H103ZM107 208H108V206H107ZM107 208H106V210H107ZM109 208H111V207H109ZM127 207H126V205H125V209H126ZM163 208V207H162ZM196 208V207H195ZM253 208V207H252ZM1 209V208H0ZM17 209H19L18 207L16 208V210ZM30 209V208H29ZM105 209V208H104ZM103 209V210H104ZM128 209H129V206H128ZM154 209V208H153ZM198 209V208H197ZM32 210V209H31ZM31 210H29L30 211V213H31ZM33 210H34V208H33ZM32 210V212H34ZM122 210V209H121ZM123 210H124V208H123ZM122 210V211H123ZM155 210V209H154ZM158 210V209H157ZM193 210V209H192ZM226 210V209H225ZM9 211V210H8ZM126 211H127V209H126ZM167 211V210H166ZM18 212V211H17ZM16 212V213H17ZM106 212H108V211H106ZM170 212V211H169ZM169 212H167V213H169ZM193 212V211H192ZM252 212H253V210H252ZM255 212V211H254ZM1 213V212H0ZM5 213L6 212H4V215H5ZM8 213V212H7ZM35 213V212H34ZM117 214H118V212H116ZM181 213H183V212H181ZM256 213V212H255ZM254 213V215L256 216V214ZM174 214V213H173ZM175 214H177V213H175ZM246 214V213H245ZM1 215V214H0ZM10 215V214H9ZM29 215V214H28ZM106 215V214H105ZM116 215V214H115ZM234 215V214H233ZM2 216V215H1ZM19 216V215H18ZM34 216H37V215H34ZM97 216V215H96ZM113 216V215H112ZM112 216H110V219H113V218H111ZM128 216V215H127ZM116 217V216H115ZM251 217V216H250ZM257 217V216H256ZM1 218V217H0ZM15 217H13V219H14ZM108 218V217H107ZM118 218H120V217H117V219ZM170 218V217H169ZM236 218V217H235ZM234 218V219H235ZM262 218V217H261ZM3 218H1V220H2ZM9 219V218H8ZM7 219V220H8ZM12 219V218H11ZM11 219H9V220H11ZM16 219V218H15ZM21 219V218H20ZM251 219V218H250ZM258 219V218H257ZM6 220V221H7ZM22 220V219H21ZM114 220H116V218L114 219ZM5 221V222H6ZM15 221H18V220H15ZM100 221H102V220H100ZM108 221V220H107ZM117 221V220H116ZM118 221H120L119 219H118ZM11 222V221H10ZM10 222H8V225H9V223ZM105 222V221H104ZM234 222V221H233ZM262 222V221H261ZM7 223V222H6ZM12 223V222H11ZM109 223V222H108ZM251 225H253L251 222H249ZM120 224H121V222H120ZM213 224V223H212ZM245 224H246V222H245ZM245 224H243V225H245ZM260 224V223H259ZM0 225H1V222H0ZM4 225V224H3ZM98 225V224H97ZM254 225H255V223H254ZM256 225H258L257 223H256ZM17 226V225H16ZM85 226H86V230H84L85 229ZM241 226V225H240ZM9 228V227H8ZM118 228H119V225L117 226V228H115V229H117V231H116V233L117 232H119L120 230H118ZM147 228V227H146ZM163 228V227H162ZM246 228V227H245ZM255 228H256V226H255ZM261 228V227H260ZM263 228V227H262ZM10 229V228H9ZM12 229V228H11ZM120 229V228H119ZM0 230H1V228H0ZM97 230V229H96ZM123 232H125L123 229H121ZM226 230V229H225ZM229 230V229H228ZM237 230V229H236ZM4 231V230H3ZM8 231V230H7ZM21 231H23V230H21ZM94 228H93V226H92V224H91V222L89 221V219H88V217L87 216H84V217H82V219H76V218H74L73 219V221H72V225H71V229L70 230H68V232H69V237H67L66 239H63V240H47V241H40L39 239H33V240H35V241H38L39 243H38V245H42V246H45V247H50V248H57V249H65L66 251H70L71 252V258L73 259V258H75V257H78L80 260H79V263L78 264H98V262H96V258H94V259H91V253L93 252V248H94ZM128 231V230H127ZM227 231V230H226ZM246 231V230H245ZM263 231V230H262ZM4 232H6V231H4ZM12 232V231H11ZM107 231H105V233H106ZM1 233L3 234V232L1 231ZM19 233H20V231H19ZM112 233V232H111ZM110 233V234H111ZM119 233H121V231L119 232ZM170 233H172V232H170ZM245 233V232H244ZM248 233V232H247ZM262 233V232H261ZM6 234V233H5ZM11 234V233H10ZM13 234H14V232H13ZM110 234H109V238H110ZM161 234H163V233H161ZM169 234V233H168ZM106 235V234H105ZM114 236H115V233L113 234ZM118 235V234H117ZM116 235V236H117ZM152 235V234H151ZM150 235V236H151ZM154 235H158V233H154ZM107 236H108V234H107ZM120 236V235H119ZM125 236H127V235H125ZM163 236V235H162ZM171 236V235H170ZM100 237V236H99ZM99 237H96V238H99ZM151 237H153V239H154V236H151ZM159 237V236H158ZM248 237V236H247ZM16 238L17 239H15V241L13 240V239H11L10 237H7V238H5V239H2L1 241H0V264H2V262H7V264H14L15 262H16V259L15 258H13L12 256V259L10 260V258L11 257H9V255H10V253L11 252H14L12 255L15 257V254H17V255H21V256H23V257H26L29 261H31V262H34V263H36V261H37V245H33V246H31L30 244H26V245H23V247L21 248V246H20V244L21 243H23V242H25L27 239H29V237H22V236H16ZM113 238H115V237H113ZM123 238V237H122ZM167 238V237H166ZM259 238H260V236H259ZM100 239V238H99ZM103 238L101 237V240H102ZM116 239V238H115ZM186 239V238H185ZM189 239V238H188ZM187 239V240H188ZM239 239V238H238ZM244 239V238H243ZM110 240H112V238L110 239ZM198 240L199 239H197V242H198ZM97 241V240H96ZM122 241V240H121ZM150 241H151V239H150ZM154 241V240H153ZM185 241V240H184ZM196 241V240H195ZM201 241V240H200ZM203 241V240H202ZM245 241V240H244ZM248 241V240H247ZM98 242V241H97ZM103 242H106V241H103ZM113 242V241H112ZM120 242V241H119ZM152 242V241H151ZM186 242V241H185ZM256 242V241H255ZM259 242V241H258ZM169 243V242H168ZM201 243V242H200ZM254 243V242H253ZM261 243V242H260ZM108 244V243H107ZM113 244V243H112ZM257 244V243H256ZM102 246H103V243L101 244ZM97 246V245H96ZM108 246H112V245H108ZM255 246V245H254ZM110 247H108L109 249H110ZM168 247V246H167ZM193 247V246H192ZM78 248H82V249H84V253L82 254V255H80L79 254V252H77V249ZM112 248H113V246H112ZM111 248V249H112ZM162 248V247H161ZM160 248V249H161ZM203 248V247H202ZM18 249H20V250H22L21 251V253L18 251ZM147 249V248H146ZM195 249V248H194ZM97 250V249H96ZM117 250V249H116ZM155 250V249H154ZM166 250V249H165ZM181 250H184V249H181ZM192 250V249H191ZM191 250H189V251H191ZM118 251V250H117ZM143 251V250H142ZM193 251V250H192ZM111 252V251H110ZM186 252V251H185ZM198 252V251H197ZM205 252V251H204ZM108 253H109V251H108ZM155 253V252H154ZM97 254H98V252H97ZM110 254V253H109ZM112 254V253H111ZM147 254V253H146ZM191 254V253H190ZM194 254H195V252H194ZM99 255V254H98ZM171 255V254H170ZM214 254H212V256H213ZM92 256H93V254H92ZM108 256H110V255H108ZM122 256V255H121ZM161 256V255H160ZM201 256V255H200ZM203 256V255H202ZM52 258H54V255H52L51 256ZM105 257V256H104ZM137 257V256H136ZM234 257V256H233ZM248 257V256H247ZM100 258V257H99ZM164 258H167V257H164ZM199 258V257H198ZM217 258H219V257H217ZM216 258V259H217ZM8 259V260H7ZM107 259H108V257H107ZM110 259V258H109ZM166 260V259H165ZM199 260V259H198ZM203 260V259H202ZM206 260V259H205ZM235 260V259H234ZM234 260H232V261H234ZM98 261H99V259H98ZM201 261V260H200ZM236 261V260H235ZM107 262V261H106ZM147 262V261H146ZM199 262V261H198ZM214 262V261H213ZM218 262V261H217ZM220 262H222V261H220ZM203 264V263H202ZM217 264V263H216Z\"/></svg>",
  "mask_w": 264,
  "mask_h": 264
},
{
  "label": "snow or ice",
  "instance_id": "snow-or-ice-1",
  "mask_svg": "<svg viewBox=\"0 0 264 264\" xmlns=\"http://www.w3.org/2000/svg\"><path fill=\"white\" fill-rule=\"evenodd\" d=\"M116 2V7L118 11H122L125 7H135L138 3L139 0H115ZM112 3V0H98L97 3V7H102L105 4H109ZM93 7V3L92 0H88V3L85 5V7H81L80 11L81 13L85 12L87 9L92 8ZM115 23L117 25V28L115 30L118 31V27H119V23L120 20L117 17L115 20ZM84 24L86 26L85 30L86 31H94L100 24H103V20L100 21H89V20H85ZM114 44V41H109V45ZM84 51L88 52L89 55H94L97 52H100L101 49L97 48V47H93V48H89V49H84ZM103 55L105 57H109L111 55L110 52H103ZM94 64L93 60H85L83 62H76L75 63V69H79V71L81 72V74L83 75L84 81L87 82L88 80V76L91 75L90 73V69L92 67V65ZM104 67H107V64L104 65ZM73 69H69V71H72ZM96 76H100V77H105V73L104 72H97L95 73ZM92 84H95L96 81L95 80H91L90 81ZM69 83L75 87L77 81L76 80H70ZM84 96H89L92 95V93L85 91L83 93ZM77 107H79V105H77ZM93 131H96V129H93ZM87 158H85L86 160ZM84 253V249H80L79 250V254L82 255ZM53 264H63L62 261H54ZM72 264H78V261H73Z\"/></svg>",
  "mask_w": 264,
  "mask_h": 264
},
{
  "label": "water",
  "instance_id": "water-1",
  "mask_svg": "<svg viewBox=\"0 0 264 264\" xmlns=\"http://www.w3.org/2000/svg\"><path fill=\"white\" fill-rule=\"evenodd\" d=\"M97 72H101V71H96L95 73H97ZM92 80H94V79H92ZM90 81H91V80H90ZM90 81H88V82L86 83L85 87L81 90V94H82V95H83V93H84L85 91L90 92V93H92V95H93L92 86H93L94 84H92ZM92 95H89V96H92Z\"/></svg>",
  "mask_w": 264,
  "mask_h": 264
}]
</instances>
